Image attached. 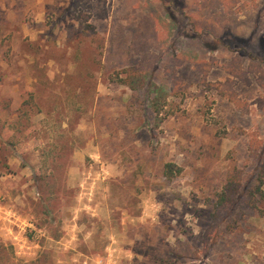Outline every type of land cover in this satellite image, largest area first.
Segmentation results:
<instances>
[{
    "label": "rangeland",
    "instance_id": "374dc122",
    "mask_svg": "<svg viewBox=\"0 0 264 264\" xmlns=\"http://www.w3.org/2000/svg\"><path fill=\"white\" fill-rule=\"evenodd\" d=\"M203 2L0 0V264H264V0Z\"/></svg>",
    "mask_w": 264,
    "mask_h": 264
},
{
    "label": "trees",
    "instance_id": "16d2710c",
    "mask_svg": "<svg viewBox=\"0 0 264 264\" xmlns=\"http://www.w3.org/2000/svg\"><path fill=\"white\" fill-rule=\"evenodd\" d=\"M236 0H204L203 4L208 6H215V5H223L229 7L230 4L235 3ZM210 3V4H208ZM235 5V4H234ZM233 5V6H234ZM208 17L206 18V22L209 23ZM197 21H201V18L196 19ZM206 24V23H205ZM218 24V23H217ZM255 64H257V60L253 61ZM144 67V66H143ZM116 81L122 84H126L131 86L133 89H139L145 86V77L147 76L144 69L141 68H134L129 71L128 76L123 77L118 74ZM115 79V78H114ZM262 101V99L260 100ZM154 104V103H153ZM260 105V104H259ZM155 108L158 112H160V105L159 102H155ZM263 157V158H262ZM260 157V161L257 168V178L260 181V184L257 186V188H254L251 190L250 195L251 197L256 200L258 195H264V191L261 188V184L264 181V156ZM262 158V159H261ZM182 171V168L175 164L174 162H168L165 165V173L168 177H172L174 175H177ZM238 174L235 173L231 174L229 177V180L227 184L225 185L224 191L219 195V198L216 202V210L215 212L219 214H226L230 208L233 206H236L240 204V202L248 201L245 197V193L241 192V184L238 180Z\"/></svg>",
    "mask_w": 264,
    "mask_h": 264
}]
</instances>
